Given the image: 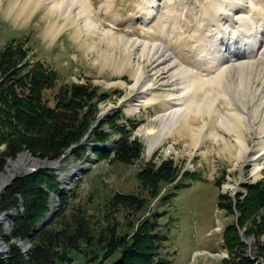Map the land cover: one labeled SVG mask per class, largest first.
I'll list each match as a JSON object with an SVG mask.
<instances>
[{"label": "trees", "instance_id": "obj_1", "mask_svg": "<svg viewBox=\"0 0 264 264\" xmlns=\"http://www.w3.org/2000/svg\"><path fill=\"white\" fill-rule=\"evenodd\" d=\"M28 43V38H15L0 51V172L27 151L44 161L61 160L88 134L97 145L95 160L126 165L141 160L145 145L135 137L142 124L138 117L130 119L119 110L96 125L100 104L119 90H102L90 79L63 83L58 70L37 59ZM50 91H56L53 101ZM200 176H182L171 158L149 162L138 173L139 193L116 192L104 204L106 212H95L90 204L77 202L78 187L61 192L59 175L51 168L17 175L0 196V216L15 211L9 232L0 225L8 246L6 252L0 249V264L73 263V250L91 264H173L164 255L168 239L158 232V223L139 214L148 212L152 200L165 203L187 180ZM165 188L168 193L162 195ZM53 193L61 195L50 217ZM218 206L231 218L224 229V264H264V178L220 192ZM121 211L123 221L117 217ZM20 241L31 244L27 251Z\"/></svg>", "mask_w": 264, "mask_h": 264}, {"label": "rangeland", "instance_id": "obj_2", "mask_svg": "<svg viewBox=\"0 0 264 264\" xmlns=\"http://www.w3.org/2000/svg\"><path fill=\"white\" fill-rule=\"evenodd\" d=\"M158 1L159 7L155 10L156 17L146 23L142 20L144 19L143 15L150 10V7L147 6V0H112L111 5L114 9L112 13L115 15V18L118 19L115 21L116 24L110 21L114 19V16L105 15L112 8L107 10L99 1H96L98 4L95 10L103 14L102 23L106 25V28H112V23L115 24L114 32L119 35H135L140 39H152L160 36L159 31L164 25L165 34L163 35L165 38L162 35V39H165L164 41L168 43L174 38L172 40V46H179L178 42L182 39H185V41L189 43L194 39L199 41V38H196V34L200 32V29L202 30L205 27L204 23H209V12L213 7V0ZM238 1L241 0H232V2ZM251 1L254 2L256 6L259 3V0ZM25 2L26 0H0V51L14 38L30 37L31 43L36 48L39 57L50 62L59 70L58 72L61 75V81L63 83L72 84L73 82H86L90 79L102 90L111 92L114 89H118L119 93H114L111 98L100 104V112L97 116L98 120L96 125L106 122L110 113L119 109H122L127 116L132 117L134 116L132 109L140 106V110L137 114L143 123L135 132V137L139 138L145 145V153L143 158L133 165H126L111 159L94 161L92 158H94L95 155L93 154L92 148L96 146L95 143L91 141L90 135L88 134L84 138L83 151L77 144L80 151H76L75 149L71 151L69 149L61 160L44 161L34 157L30 151L22 153V156L29 155L34 160L39 161L41 166L39 168L33 166V170L30 171H26L25 169L17 170L13 176L15 177L21 174L31 175L36 173L39 169L51 168L59 173L60 177H63L64 184L68 179V185L72 184L71 188L78 187L80 196L77 202L90 204L92 211L106 212L108 207L104 209V204L108 202L116 192L130 194L139 193L141 191L139 188L138 173L146 164L149 162L160 163L168 158L174 159L178 164L182 176L185 173H199L201 175L200 179L202 180H187L185 186L178 190L176 196L165 203L161 199L152 200L150 202V209H147L148 212L145 209L139 216L146 217L150 215L151 218L158 223V232L168 239L166 248L164 249V255L172 260L173 264H224L223 260L228 255L223 245L224 229L231 221V218L227 217L226 213L218 206L219 193L235 191L241 188L243 183L263 179L264 158L259 161L263 169L260 172L254 173V162L248 161L246 157H237V153L233 154L231 150L232 145L228 140L234 142L236 133L222 127L219 118L211 117L209 114L204 117L202 116L203 113H197V110H195V113L198 115L197 119L194 120V126L200 138L193 135L188 128L184 127L183 130L182 125L185 124V121H182L178 126L179 131L175 130L176 132L168 136L150 153L148 145L142 138L140 132L142 128L149 123L151 118L160 112H164V110L168 108L165 100L162 98L157 100L153 98L163 94V88L160 87L161 89H156L154 93L149 94L147 98H152V100L145 101L142 96L137 95V91L133 88V85L136 83L135 72L134 74L129 73L131 72L129 70V72L123 71L119 73L114 66H110L109 68L102 67L97 59V50L98 53L99 51H104L108 55L111 52L112 54H110L111 56L109 57L112 60L120 59V55L130 50L123 48L122 43H118L115 46V42H113L114 44H108L111 47L110 49L106 44L108 41L105 42L104 40H100V33H97L98 37L96 36V38L95 34L91 31H88V33L86 31L83 35L82 33L77 35L76 31L78 28L85 26L83 25L85 23V21L82 20L83 17L78 20L82 21L81 24L77 22V14H74L76 18L74 17L75 26L73 30L71 28H65L57 31L61 32L57 37L58 39L46 38L43 32L47 29L48 24L54 21V19L60 18L62 21L67 19V14L63 15L59 9L56 11L57 8L52 7L53 5L55 6L57 2H63V0H51V2L45 0L42 2L43 6H40V8L37 7L36 4H33L26 15L20 16L19 13ZM173 2H175V4ZM248 2L249 0H245L244 2V5L249 7L244 10L246 13H249L251 7L250 2L247 4ZM14 3L17 8L14 12L5 9L8 4L13 6ZM165 13L168 14L166 18L162 16L163 14L165 15ZM236 14H239V12ZM169 16L172 17L169 18ZM172 20H174V23H172ZM175 31H179L180 33L174 34L173 32ZM168 32L169 36H167ZM93 34L96 41L93 40ZM180 34H182V38H180ZM93 44L96 46L94 47ZM87 51H89V53ZM147 62L144 61L143 63L142 61L140 63H143L142 65L146 75H149L150 79H153L154 82L160 83L155 75L152 74ZM245 78L246 79L237 78L235 84H239L240 86L241 97L244 99L246 98L244 104L248 107L247 109L254 112L257 116V110H259L262 105L260 98L264 97V93L261 90L263 87L260 88L264 77L258 79L257 74H254V78L251 81L249 77L246 76ZM55 92L56 91L49 92L52 101V95ZM213 92V94L211 93L212 96L206 97H209L208 99L210 101L208 99L206 100V98L200 100L201 103L205 100L208 102L207 109H205L206 111L211 110L213 103L217 104L222 112L240 110L238 105L234 104L230 107L223 97H221V99L220 96L217 95L219 91L215 90ZM141 101H145L146 103ZM137 103L139 104L137 105ZM210 105L211 108H208ZM104 107H110L112 109L109 108V114L107 113L106 116L101 117L105 109ZM262 110H264V106ZM204 124H207V126L204 127ZM258 125L261 129L244 130L246 139L249 140L248 142L251 146H254L258 141L261 142L264 139V122L259 121ZM105 127L109 130L107 125H105ZM179 127L182 130L179 129ZM222 138H224V140H222ZM86 146L87 149H85ZM21 155L16 159L10 160V162L18 161L22 157ZM6 171L7 169L4 172ZM2 173L3 172H0V176H2ZM218 181L221 183L219 187L217 185ZM164 193H168V188H165L162 195ZM157 213H161V215H156ZM117 215L120 220H124L122 211ZM3 216L4 215L0 217ZM7 221L8 218L4 223L0 224L4 227L5 233L9 232L11 227H8ZM248 241L253 242V238H249ZM27 247L28 245L25 243V248ZM71 255L74 259L73 263L59 262L58 264H91V262L86 260L83 254L76 250H73ZM112 261L113 259L109 263Z\"/></svg>", "mask_w": 264, "mask_h": 264}, {"label": "bare ground", "instance_id": "obj_3", "mask_svg": "<svg viewBox=\"0 0 264 264\" xmlns=\"http://www.w3.org/2000/svg\"><path fill=\"white\" fill-rule=\"evenodd\" d=\"M33 1L34 0H26L21 9L23 15L27 14L26 8L28 3L31 2L32 4ZM48 1L51 2V0ZM96 1H99L101 5L107 8V10L112 8V0H104V2L103 0H63V2H57L55 6L51 5L52 7L57 8L56 11L59 9L63 15L67 14V19L62 21L57 17L58 19H55L50 23V29L53 32L65 28H71L73 30V27L75 26L74 14H77L76 17L79 24L82 22L78 21L79 18L83 17L82 20H84L85 23L82 24L85 26L78 28L76 31L77 35H80L81 33L83 35L84 32L87 31L88 33V31H91L95 34L96 38L97 33H100V40H104L105 42L108 41L109 43L107 42V45L110 43L112 44L113 42H115V46L118 43H122L123 48L130 50L129 52L120 55V59L116 60H112L109 57L111 56L110 54H112L111 52L108 55L104 51H99L98 53L97 50V59L102 67L109 68L110 66H114L119 73L123 71L129 72V70L131 71L129 73L134 74L135 72L136 83L133 85V88L137 91V95L142 96L145 101L152 100V98H147L149 94L154 93L156 89H161L160 87L163 88V94L160 96L156 95L157 97L153 98L156 100L162 98L166 101L168 108L164 110V112L158 113L151 118V120L149 119V123H145L146 125L140 132L142 138L148 145L149 152L151 153L168 136L176 132L182 121H185V124L182 125L183 130L184 127L188 128L193 135L200 138V135L196 132L194 120L197 119V113H203L202 116L204 117L209 114L211 117L219 118L222 127L236 133L234 142L228 140L232 145L231 150L233 154L237 153V157H246L248 161L254 162V173L260 172L263 169V166L259 161L264 158V139L261 142L258 141L255 144L256 146H251L248 142L249 140L246 139V133L244 130H256L260 127L258 125L259 121L264 122V110H262L264 106V97L260 98L262 105L261 108L257 110L256 116L254 112L247 109L248 107L244 104L246 98L244 99L241 97L240 86L239 84H235V82L237 78L246 79V76L249 77V80L251 81L254 78V74H257L258 79L264 77V0H259L257 6L254 2L249 0L251 4L249 13L244 11L248 7L247 5H244L245 0L238 2H232V0H213V7L209 12V23H204L205 27L202 30L200 29V32L196 34V38L198 37L199 41H196L195 39L192 41L190 40L191 42H194H190V44L185 41V39H182L178 42V48L175 47V45L172 46V40L174 38L168 43L164 41L165 39H162V35L165 34L164 25L159 31L160 36L152 39H140L135 35L128 36L126 34L119 35L118 33H115V21L118 19H116L115 15L112 13V10H114L113 8L105 15L114 16V19L110 21L115 24L112 23V28H106V25H103L104 23H102L103 14L95 10L98 4ZM147 1V6L150 7V10L143 15L144 19L142 21H144V23L149 22L152 18L156 17L155 10L159 7L158 0ZM249 2L247 4H249ZM173 3L175 4V2ZM234 11L239 12V14H236L237 12ZM167 15L168 14L165 13V15L163 14L162 16L166 18ZM170 17L172 16H169V18ZM173 21L174 20H172V23H174ZM169 32L167 36H169ZM175 32L173 33H180L179 31ZM94 34L93 40L96 41ZM179 36L182 38V34ZM95 46L96 45H94V47ZM88 47L90 48L89 44ZM87 52L89 53V51ZM142 61L143 63L144 61H148L147 64L150 66L149 69H151L152 74L155 75L160 83L154 82L153 79H150L149 75H146L142 65L143 63L140 64ZM262 87L264 88V80H262L260 88ZM263 88L261 90L264 93ZM215 90L219 91L217 95L220 96V98L223 97L230 107L236 104L240 107V110L222 112L221 108L213 103V109L210 105L208 108H211V110L206 111L205 109H207L208 106L206 100L209 98L206 97L210 95L212 96L214 93L213 91ZM205 98L206 100L201 103L200 100ZM138 104L139 103H137V105ZM139 107L132 109V113H138L140 110ZM109 108L107 107L104 109L101 117L107 115L110 111ZM195 110H197V113H195ZM206 126L207 124H204V127ZM179 129L181 128L179 127ZM222 140H224V138H222ZM8 163L7 171L3 172L2 176H0V195L4 191L6 185L11 182L14 177L13 175L17 170L25 169L26 171H30L33 170V166L38 168L41 166L39 161L34 160L29 155H24L18 161ZM65 183L69 184L68 179ZM57 202L58 199L54 196L51 202L53 208H56ZM6 219L7 218L3 216L0 218V222H5ZM19 243L24 251H27L31 246L30 243H27L28 247L25 248L26 242L20 241ZM6 248L8 249L7 245L2 243L1 251L5 252Z\"/></svg>", "mask_w": 264, "mask_h": 264}, {"label": "crops", "instance_id": "obj_4", "mask_svg": "<svg viewBox=\"0 0 264 264\" xmlns=\"http://www.w3.org/2000/svg\"><path fill=\"white\" fill-rule=\"evenodd\" d=\"M42 2H44V1H42V0H34L33 1V3H32V5L33 4H36V6H38L39 8H40V6L41 5H43V3ZM38 3H39V5H38ZM30 4H31V2H29L28 3V5H27V13H28V11H29V9H30ZM41 4V5H40ZM15 5V4H14ZM12 6L11 4H8V6H9V11H11V12H13V11H15L16 10V6ZM37 13V12H36ZM36 13H35V15H36ZM20 16H24L23 15V13L20 11ZM55 20V19H54ZM61 29H59L58 31H60ZM61 32H53V31H51V29H50V24H48L47 25V29L43 32V34H44V36L46 37V38H54V39H58L57 37L59 36V34H60Z\"/></svg>", "mask_w": 264, "mask_h": 264}, {"label": "water", "instance_id": "obj_5", "mask_svg": "<svg viewBox=\"0 0 264 264\" xmlns=\"http://www.w3.org/2000/svg\"><path fill=\"white\" fill-rule=\"evenodd\" d=\"M44 167V166H43ZM14 179H15V177L11 180V182L10 183H8L7 185H6V187H5V189L14 181ZM4 189V190H5ZM54 212H55V210H53L51 213H50V217L54 214ZM8 222V221H7ZM4 244V245H7L6 244V242H4L2 239H1V237H0V249H1V244ZM6 251H8V249L6 248Z\"/></svg>", "mask_w": 264, "mask_h": 264}]
</instances>
